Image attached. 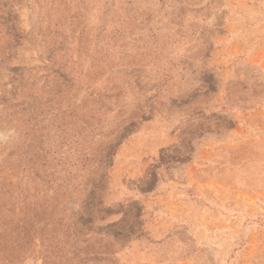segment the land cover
I'll use <instances>...</instances> for the list:
<instances>
[{
  "label": "rangeland",
  "instance_id": "374dc122",
  "mask_svg": "<svg viewBox=\"0 0 264 264\" xmlns=\"http://www.w3.org/2000/svg\"><path fill=\"white\" fill-rule=\"evenodd\" d=\"M0 264H264V0H0Z\"/></svg>",
  "mask_w": 264,
  "mask_h": 264
}]
</instances>
